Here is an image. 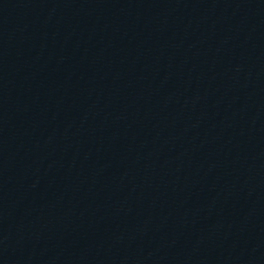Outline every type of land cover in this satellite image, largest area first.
<instances>
[{
    "label": "water",
    "instance_id": "1",
    "mask_svg": "<svg viewBox=\"0 0 264 264\" xmlns=\"http://www.w3.org/2000/svg\"><path fill=\"white\" fill-rule=\"evenodd\" d=\"M264 80V0H0V190Z\"/></svg>",
    "mask_w": 264,
    "mask_h": 264
}]
</instances>
